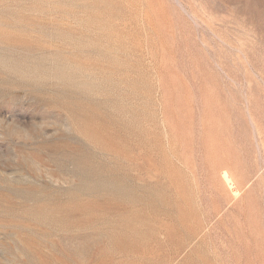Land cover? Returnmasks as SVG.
Listing matches in <instances>:
<instances>
[{"label":"rangeland","instance_id":"1","mask_svg":"<svg viewBox=\"0 0 264 264\" xmlns=\"http://www.w3.org/2000/svg\"><path fill=\"white\" fill-rule=\"evenodd\" d=\"M0 264H264V0H0Z\"/></svg>","mask_w":264,"mask_h":264}]
</instances>
